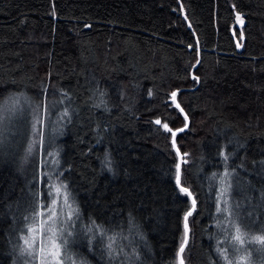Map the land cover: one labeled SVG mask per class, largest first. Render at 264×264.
I'll use <instances>...</instances> for the list:
<instances>
[{
  "label": "trees",
  "instance_id": "obj_1",
  "mask_svg": "<svg viewBox=\"0 0 264 264\" xmlns=\"http://www.w3.org/2000/svg\"><path fill=\"white\" fill-rule=\"evenodd\" d=\"M0 118V264L65 192L75 264H178L188 212L185 264H237L231 219L264 235V0H0Z\"/></svg>",
  "mask_w": 264,
  "mask_h": 264
},
{
  "label": "rangeland",
  "instance_id": "obj_2",
  "mask_svg": "<svg viewBox=\"0 0 264 264\" xmlns=\"http://www.w3.org/2000/svg\"><path fill=\"white\" fill-rule=\"evenodd\" d=\"M47 186H50V183L47 182ZM57 194L52 195L50 203L52 204L50 207L43 208L41 211L39 209L36 217L30 222L27 228V232H25V238L23 247L27 248L25 241L27 240L29 243L32 242L33 238L40 239V229L41 225L46 230L49 227H52L55 230V241L60 245V259L62 264H75V258L72 254L73 241L67 238L66 241H63V237L61 235L65 234L66 229L68 228L69 232L73 231V215H76L75 211L72 212V206L68 201L67 205L64 203V199L60 202L54 201ZM53 200V201H52ZM70 205V207L68 206ZM49 208L55 213L51 220L48 219L49 216ZM230 217V214H228ZM234 221L238 222L236 218H233ZM231 219L232 226L235 225ZM47 221V223H45ZM238 225V224H237ZM235 225V226H237ZM239 233L234 235H240L243 243H236L231 238V245L233 249L236 251L237 256V264H260L264 261V235L262 236H249L247 235L239 226ZM234 231V227H231ZM47 243V240H45ZM258 256L256 257V255ZM32 264H39V260L35 256H29ZM258 259V260H254ZM185 263V262H184ZM77 264V263H76ZM264 264V262H263Z\"/></svg>",
  "mask_w": 264,
  "mask_h": 264
},
{
  "label": "snow or ice",
  "instance_id": "obj_3",
  "mask_svg": "<svg viewBox=\"0 0 264 264\" xmlns=\"http://www.w3.org/2000/svg\"><path fill=\"white\" fill-rule=\"evenodd\" d=\"M236 20L239 24H243V19L240 15L239 12L236 13ZM237 46H240L239 43ZM197 63H199V61H197ZM193 79H196L197 81L199 80L198 77H193ZM171 96V100L172 102L175 104V107L181 112H184V109L181 107L180 103L177 102V96H178V91H173L170 94ZM188 117L185 114L184 116V120L187 121ZM37 124L42 123L41 120H37L36 121ZM156 124L160 125L161 121L158 119L155 121ZM2 126H3V118H0V131H2ZM187 123H185V126L183 128H179L176 131H173V129H171L167 123L162 124V127L168 131L169 133H171V137H172V142L173 144H175V137L177 135V132H183L185 130V128H187ZM42 142V140H41ZM31 148L32 146H29V152H31ZM177 152H179V149H177ZM176 183L179 185L180 184V165L177 164L176 165ZM66 187V186H63ZM57 191L59 192L60 189H57ZM181 192H185L188 195H191V193L188 192V190L186 188L181 187L180 188ZM64 203L65 205H67L68 203V197H67V193H64ZM195 200L192 201V207L193 209L195 208ZM225 204L227 203L226 201L224 202ZM70 207V205H68ZM49 216L48 219L51 220L52 217L55 215V213L51 210V208H49ZM218 211H222L221 209L218 208ZM192 213L188 212L185 217H184V232H185V236L184 239L182 240L179 249H178V254H177V259H178V264H184V260H183V253L185 251V247L188 243L187 240V234H188V216H190ZM45 223H47V221H45ZM235 232L239 233L240 229L233 225ZM40 239H36L33 238L32 242L29 243L27 240L25 241V244L27 245V248L25 249V251L27 252V254L29 256H35L38 260H39V264H62V261L60 259L61 253H60V245L56 243L55 241V230L52 227L47 228L46 230L43 228V225H41V229H40ZM45 240H47V243H45ZM233 240L236 243H243V240L241 239L240 235H234L233 236ZM223 259L226 261V264H232V261L228 260V257L225 253H221Z\"/></svg>",
  "mask_w": 264,
  "mask_h": 264
},
{
  "label": "water",
  "instance_id": "obj_4",
  "mask_svg": "<svg viewBox=\"0 0 264 264\" xmlns=\"http://www.w3.org/2000/svg\"><path fill=\"white\" fill-rule=\"evenodd\" d=\"M181 163H182V154L180 153V160H179V165H180V169H179V172L181 173ZM195 206H196V203H195ZM195 209V208H194ZM194 209L192 208V211H194ZM187 223H188V220H187ZM188 229H189V224H188ZM189 235H190V229L188 231V234H187V240H189ZM184 260V259H183ZM185 264V263H184Z\"/></svg>",
  "mask_w": 264,
  "mask_h": 264
}]
</instances>
